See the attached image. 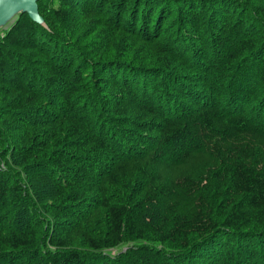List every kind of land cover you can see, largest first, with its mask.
<instances>
[{
	"label": "trees",
	"instance_id": "1",
	"mask_svg": "<svg viewBox=\"0 0 264 264\" xmlns=\"http://www.w3.org/2000/svg\"><path fill=\"white\" fill-rule=\"evenodd\" d=\"M251 1L37 0L0 29V264H264Z\"/></svg>",
	"mask_w": 264,
	"mask_h": 264
},
{
	"label": "water",
	"instance_id": "2",
	"mask_svg": "<svg viewBox=\"0 0 264 264\" xmlns=\"http://www.w3.org/2000/svg\"><path fill=\"white\" fill-rule=\"evenodd\" d=\"M19 13H26L33 22L44 24L38 12L37 0H0V29L6 27Z\"/></svg>",
	"mask_w": 264,
	"mask_h": 264
},
{
	"label": "rangeland",
	"instance_id": "3",
	"mask_svg": "<svg viewBox=\"0 0 264 264\" xmlns=\"http://www.w3.org/2000/svg\"><path fill=\"white\" fill-rule=\"evenodd\" d=\"M79 1V0H77ZM251 1V0H249ZM259 0H256V2H258ZM264 1V0H263ZM252 2V1H251ZM17 19V16L14 17V19L4 28L2 29H7L9 26H11L13 24V22ZM3 31V30H2ZM3 35V32L1 33ZM192 101H194L192 99ZM168 169V168H167ZM166 171V170H165ZM165 171L162 170V172L164 173ZM167 172V171H166ZM169 173V172H168ZM129 246V244H120L118 247H115V248H110V249H106V250H103L100 252V256L103 257V258H106V257H115L117 256L118 254H120L121 252L125 251L126 248ZM195 259L196 260H202L200 258V255L199 254H196L195 256Z\"/></svg>",
	"mask_w": 264,
	"mask_h": 264
}]
</instances>
